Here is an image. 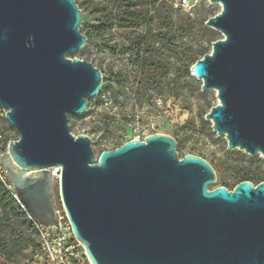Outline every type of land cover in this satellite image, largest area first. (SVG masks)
<instances>
[{
  "label": "water",
  "instance_id": "95a60500",
  "mask_svg": "<svg viewBox=\"0 0 264 264\" xmlns=\"http://www.w3.org/2000/svg\"><path fill=\"white\" fill-rule=\"evenodd\" d=\"M204 24L221 38L190 66L218 103L204 119L228 149L264 158V0H208ZM76 0H0V106L18 138L1 164L18 201L58 227L53 185L90 264H264V181L216 183L212 164L176 152L166 133L96 155L68 115L99 94L101 70L71 53L85 46ZM56 169V170H55Z\"/></svg>",
  "mask_w": 264,
  "mask_h": 264
},
{
  "label": "rangeland",
  "instance_id": "374dc122",
  "mask_svg": "<svg viewBox=\"0 0 264 264\" xmlns=\"http://www.w3.org/2000/svg\"><path fill=\"white\" fill-rule=\"evenodd\" d=\"M101 1L108 5L115 3V0H76L83 14L79 29L83 34L90 32L92 36L88 45L68 56L90 61L101 70L105 81H102L98 95L87 98L84 112L68 115L70 133L96 135L101 141L119 137L122 142L132 139L137 131L146 136L149 133H166L174 138L178 136L182 145L176 150L179 156L193 153L215 167L217 180L209 188L225 186L233 189L229 165L242 157L238 153L229 154L231 149L227 148L224 134L219 136L211 128V121L204 119L210 109L206 101L210 100L211 106L218 103L215 91H202L200 80L183 75L180 71L182 65L191 62V56L195 55L198 59L203 57L199 54L201 48L209 52L212 42L205 40L204 31L199 30L197 24L185 32L177 31L174 44L161 47L159 53L155 54L162 61L156 70V82L145 85L141 82L138 65L130 59L136 54V46L131 43V39L141 33L143 27L136 25L126 29L113 23L112 29L106 26L100 28L98 18L102 5L98 3ZM178 1L168 0L163 8L171 13L175 21L184 19L185 15L191 19L203 15L213 16L221 8L219 3H210L208 0H191V16L177 6ZM115 9L114 6L112 10ZM214 31L216 39L222 37L219 31ZM4 114L0 106V131L14 140L19 135L3 118ZM202 120L206 123H202ZM92 147L96 155L101 152L97 147ZM223 181L227 183L222 185ZM53 193L55 208L63 216L58 178L54 181ZM25 256L24 253L16 264H36ZM84 262L88 264L86 258Z\"/></svg>",
  "mask_w": 264,
  "mask_h": 264
},
{
  "label": "trees",
  "instance_id": "16d2710c",
  "mask_svg": "<svg viewBox=\"0 0 264 264\" xmlns=\"http://www.w3.org/2000/svg\"><path fill=\"white\" fill-rule=\"evenodd\" d=\"M114 2L113 5L105 4L102 1L98 3L102 5L100 6L101 15L98 18L99 27L104 29L106 26L112 29L114 24L126 29L136 25L143 27L142 32L131 39V43L136 46V54L130 56V59L138 65L142 75L141 82L145 85H152L156 82V70L160 68L162 61L155 54L159 53L161 47L174 44L177 31L185 32L188 28H195L197 24L199 30L204 31L206 41L213 42L217 38L216 32L203 24V21L208 18L207 15L195 19L185 15L184 19L175 21L169 11L163 10L168 0H115ZM114 6L116 9L112 10ZM114 20L115 22H113ZM85 35L86 46L90 43L92 35L90 32L85 33ZM206 51V48H201L199 54L204 56ZM190 58L191 62L185 63L180 69L182 74L186 76L191 75V63L198 60L195 55ZM206 106L211 107L210 100L206 101ZM202 123L206 122L202 120ZM5 138L9 139L10 137L5 136ZM118 138L110 137L101 141L96 135L91 136L92 145L100 151L118 147L123 143ZM175 139L177 140V150L182 145L178 136ZM237 153L242 158H236L235 162L229 165L233 185L235 186L242 180L256 183L263 181L264 158L259 157V155L251 157L239 150L229 151V154ZM5 179L6 182L0 180V262L1 264H16L20 257L24 256V253L26 259H30L33 251L37 249V238L34 224L31 222L27 210L22 208L18 198L14 197L16 194L10 179L7 176ZM225 183L227 182L223 181L222 185Z\"/></svg>",
  "mask_w": 264,
  "mask_h": 264
},
{
  "label": "built area",
  "instance_id": "2783aa9c",
  "mask_svg": "<svg viewBox=\"0 0 264 264\" xmlns=\"http://www.w3.org/2000/svg\"><path fill=\"white\" fill-rule=\"evenodd\" d=\"M183 11L187 14L193 15L191 11V0H179L177 2ZM5 111V109L3 108ZM146 135L140 134L139 131L133 136L135 139L143 140ZM132 138V139H133ZM14 141L12 138L6 139L0 131V180L6 182V173L3 165L1 164V157L8 152V144ZM60 170L57 169L56 178H59ZM17 198V194L14 195ZM60 204L62 206L61 195ZM23 208V207H22ZM64 215H60L57 210L58 227L55 225H43L38 223L32 216L29 215L31 222L34 224L35 234L37 238V249L33 251L30 257L31 261L36 264H85L86 258L90 264L87 253L84 250L80 241L73 236L70 222H68L66 213L63 207Z\"/></svg>",
  "mask_w": 264,
  "mask_h": 264
},
{
  "label": "bare ground",
  "instance_id": "6f19581e",
  "mask_svg": "<svg viewBox=\"0 0 264 264\" xmlns=\"http://www.w3.org/2000/svg\"><path fill=\"white\" fill-rule=\"evenodd\" d=\"M56 170V169H55Z\"/></svg>",
  "mask_w": 264,
  "mask_h": 264
}]
</instances>
